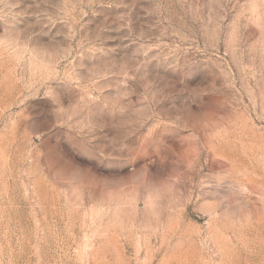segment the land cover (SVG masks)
<instances>
[{"label":"rangeland","instance_id":"1","mask_svg":"<svg viewBox=\"0 0 264 264\" xmlns=\"http://www.w3.org/2000/svg\"><path fill=\"white\" fill-rule=\"evenodd\" d=\"M0 264H264V0H0Z\"/></svg>","mask_w":264,"mask_h":264}]
</instances>
